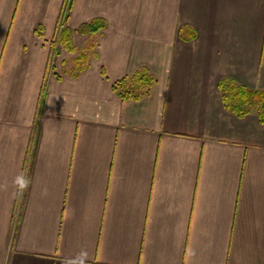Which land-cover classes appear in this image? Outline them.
Instances as JSON below:
<instances>
[{"label": "crops", "instance_id": "0c3cea01", "mask_svg": "<svg viewBox=\"0 0 264 264\" xmlns=\"http://www.w3.org/2000/svg\"><path fill=\"white\" fill-rule=\"evenodd\" d=\"M221 80L264 89V0H0V264H264Z\"/></svg>", "mask_w": 264, "mask_h": 264}, {"label": "trees", "instance_id": "16d2710c", "mask_svg": "<svg viewBox=\"0 0 264 264\" xmlns=\"http://www.w3.org/2000/svg\"><path fill=\"white\" fill-rule=\"evenodd\" d=\"M101 29L102 23L95 22L79 27L78 31L86 35L97 33ZM72 34L73 32L69 30L60 32L59 44L66 52L74 51L71 40ZM218 89L221 92L222 102L229 112L239 118H244L246 115L253 113L259 122L264 124V89L250 90L240 87L229 80H221Z\"/></svg>", "mask_w": 264, "mask_h": 264}, {"label": "built area", "instance_id": "2783aa9c", "mask_svg": "<svg viewBox=\"0 0 264 264\" xmlns=\"http://www.w3.org/2000/svg\"><path fill=\"white\" fill-rule=\"evenodd\" d=\"M67 4H69V1H68ZM66 12H67V10H66L65 12H63V14H62V19H61V22H62V23H63V22L65 21V19H66V17H65ZM62 23H61V26H62ZM63 24H64V23H63ZM60 31H61V30H60Z\"/></svg>", "mask_w": 264, "mask_h": 264}, {"label": "rangeland", "instance_id": "374dc122", "mask_svg": "<svg viewBox=\"0 0 264 264\" xmlns=\"http://www.w3.org/2000/svg\"><path fill=\"white\" fill-rule=\"evenodd\" d=\"M57 45V44H56ZM57 49V48H56Z\"/></svg>", "mask_w": 264, "mask_h": 264}]
</instances>
